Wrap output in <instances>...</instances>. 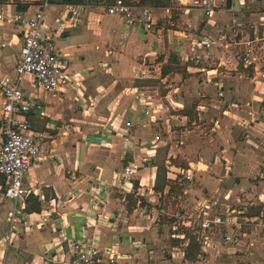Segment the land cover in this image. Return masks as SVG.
I'll list each match as a JSON object with an SVG mask.
<instances>
[{
  "label": "crops",
  "instance_id": "crops-1",
  "mask_svg": "<svg viewBox=\"0 0 264 264\" xmlns=\"http://www.w3.org/2000/svg\"><path fill=\"white\" fill-rule=\"evenodd\" d=\"M49 1L47 24L58 11L55 4H60ZM227 4L226 0L215 4L221 9L216 8L209 22L197 12L201 19L194 24L197 28L191 30L193 33L174 30L177 35H173L171 28L178 27L188 12H169L149 5L157 20L150 32L126 27L118 16L87 11L77 26L53 37L55 46L66 55L70 74L78 73L79 77L72 82L76 87L53 93L59 105L49 103V92L37 88L28 75L21 81L26 95L40 102L48 115L41 119L33 110V126L45 129L46 120L52 126L46 129L49 137L43 143L41 157L24 177L25 187L39 198L41 209L28 213L25 223L16 224L10 241L3 239L8 232L6 210L10 203L2 198L0 190V263L50 264L48 257L66 249L68 241L81 240L104 250L116 247L117 264H264V78H253L233 54L225 55L218 41L208 48L196 46L209 36L215 38L222 23L227 24L229 20L222 18L231 16L222 10ZM6 6L5 21L0 27V41L6 43L0 48V67L13 75L19 59L20 30ZM250 8L254 11H249L247 17L253 23H247L256 25L264 17V0H256ZM121 29L118 48L115 35ZM129 34L136 35L130 42L131 55L121 43ZM170 52L186 63L187 77L179 73L161 76V66ZM191 53L200 56L197 64L185 60ZM263 55L261 51L259 57ZM141 72L145 77H140ZM151 78L164 84L166 103H161ZM65 99L72 102L64 105ZM2 105L0 96V115ZM159 114L161 119L164 115L162 125L167 134L163 140L153 133V120ZM226 118L222 125L221 120ZM163 145L168 146L165 162L179 155L200 167L192 181L197 182L192 190L199 193L193 198L194 208L205 198L213 203L211 212L231 209L225 213L228 222L212 231L214 247L203 253L198 245L192 260L185 258L189 240L183 227L189 216L183 187L177 194L181 199L176 213L182 223L179 228L158 223L161 210L155 205L145 208L137 200L129 211L125 204L129 195L153 201L157 194L161 196L162 192L154 190L153 163ZM130 163L139 168L128 188L120 184L119 178ZM225 164L232 166V206L221 203V210L216 211L218 201L211 198L209 189L223 192L217 181L231 173L225 171ZM168 174L169 171L168 180L182 182L178 173L174 177ZM2 185L0 177V189ZM163 192L165 196L169 194L168 185ZM251 206L260 207V213L248 215ZM246 218L249 223L243 224L238 241L224 243L221 232L235 230L236 224Z\"/></svg>",
  "mask_w": 264,
  "mask_h": 264
},
{
  "label": "built area",
  "instance_id": "built-area-1",
  "mask_svg": "<svg viewBox=\"0 0 264 264\" xmlns=\"http://www.w3.org/2000/svg\"><path fill=\"white\" fill-rule=\"evenodd\" d=\"M31 1L33 0H0V27L5 21V6L13 4V22L20 30L21 40L18 50L19 59L13 68V75L0 67V96L3 100L0 115V177L3 179L4 187L2 198L10 203V207L6 210L8 232L3 235L4 241H10L16 230V224L25 223L29 215L26 211V198L30 192L24 185V177L33 162L41 157L43 143L49 137L46 129L52 126L48 120L44 122L45 129H36L33 126L30 118L33 110L37 111V117L41 119L48 115L40 102L26 95L21 85L23 77L28 75L37 88L55 93H64L73 81H77L79 74H70V64L66 55L55 46L53 37L58 36L66 28L77 26L90 7H101L105 14L121 18L126 27H137L145 32L154 30L157 24L153 7L139 4L134 0L101 1L98 4L88 2L55 4L58 11L51 24H47L45 16L51 6L49 0H35L36 7L30 14H26L28 9L26 11L17 9L18 4H27ZM168 1L167 6L158 8H164L169 12L196 11L205 16L207 22L213 20L216 8L221 9L220 6L215 5L214 0ZM255 2L256 0H237L240 9L254 6ZM222 10L231 13L230 20L218 30L215 38L209 36L196 46L208 48L218 41L217 46L227 51L225 55L233 54L237 63L248 70L253 78L255 76L264 78V70H262L264 55L259 57L260 52L264 51V17H260L256 25L248 24L234 12L233 0H230L227 8ZM5 46L6 43L0 41V48ZM185 60L197 64L200 56L191 53L185 56ZM140 77H145L143 72ZM147 112L148 110L145 111ZM214 124L218 126V120H215ZM138 168L139 165L135 163L126 165L119 178L120 184L131 188L132 176ZM199 168L188 163L187 167L176 166L174 170L181 177L179 181L192 183ZM212 204L205 198L201 199L186 222L199 245V250L203 253H206L208 248L214 247L212 231L218 225L228 222L225 213L231 211L228 208L225 212H211ZM246 223H249L247 218L243 223L236 224L235 230L222 231L221 240L224 243H236L243 232V224ZM48 258L50 264H117L118 262V255L113 248L104 250L94 246L93 243L86 244L81 240L68 241L66 249L62 248Z\"/></svg>",
  "mask_w": 264,
  "mask_h": 264
},
{
  "label": "rangeland",
  "instance_id": "rangeland-1",
  "mask_svg": "<svg viewBox=\"0 0 264 264\" xmlns=\"http://www.w3.org/2000/svg\"><path fill=\"white\" fill-rule=\"evenodd\" d=\"M51 1H59V0H51ZM219 2H220V0H214V3L215 4H219ZM31 3H32V5H30V7L28 8L26 14H30V13H32L34 11V9L36 7L35 5H36L37 1L33 0V1H31ZM6 9H8L10 12L14 13V11H13L14 10L13 4H8L6 6ZM87 11H90V12H93L94 11V12L104 13V9L101 8V7H90V8H88ZM249 11H254V10L252 8H250V9L249 8H243L241 11H239L238 13H236V15L241 20H245L246 19V22L253 23L251 21V19L247 17V16H249V14H248V13H250ZM105 15H107V14H105ZM222 18H223V20L228 21V20H230L231 16L230 15H223ZM200 19H201V17L199 16V14L197 15V12L196 11H190V12H188L186 14H183L182 19H180V21L178 22V27L171 26L172 31H173V35L174 34L177 35L174 32V30H179V31H181V30L182 31L189 30V31H191L193 28H195L194 27V24L196 22H198V20H200ZM259 21L260 20H258L257 23H259ZM120 25L122 27V24L119 23V26ZM223 25L224 24L222 23V26ZM121 30H118L119 32H117V34L115 35L116 36V39L118 41V48H119V44H120V42H119L120 39L119 38L121 37V34L123 33V30L122 31ZM149 35H151V34H149ZM135 38H136V35L135 34H129L127 38H125V39L122 38L121 39L122 49L124 50V48H125V51L126 52L128 51V53L130 55H131V52L133 50L132 47H129L132 44L130 42H131V40H133ZM175 49H178V48L175 47ZM172 51H174V50H172ZM172 53L173 52H170L168 55H170ZM151 79H152L151 84L154 85V86H156V90H157V93H158L157 95L161 99V101H162L161 103L162 104L166 103V101H165V99L163 97L164 92L166 90L164 88V84H162L157 78H151ZM70 86H71V88L72 87L74 88L75 85H72L71 84ZM53 93H55V92H49L48 93L47 101L49 103H53L54 102V103H57L59 105L60 104V101L58 100L57 97L53 96V95H55ZM68 94L73 97V93L71 91H69ZM71 102H72V100H71ZM71 102L69 100L65 99V102H62V103H64V105H68ZM78 102L79 101H77L76 103L78 104ZM158 117H160V119H158ZM161 118H162V115L159 114V115H157L156 120H153L156 123V125L154 126L155 127V131H153V133L158 134L159 135V138L163 140L165 138V135H167V134H165L164 126L162 125V122L164 120V115H163V119H161ZM227 120H228V118H226L225 120L222 119L221 120L222 121V125H225L226 122H227ZM175 134H177V132ZM167 148H168L167 145H163L160 148H158V151H157L156 156H155L154 159H155V162L157 164L164 163V165H165L164 166V169L167 172L168 171L170 172V174H168V175H172L174 177L175 176L174 173H177V172H175V170H173L174 169L173 166H181V167H184V165L182 164V162L183 163H186L187 165H188V162L183 157L177 155L176 157H178V158L172 157V156L169 157V158H171V159L172 158L173 159L176 158L177 159L176 161L178 163L177 162H174L173 159L171 160V163H169V164L166 163L165 160L168 159V158H166ZM224 160H226V158ZM224 169H225L226 172H228V171L230 172L231 171V173H230L229 177L227 176L229 173H226V175L223 178H221V179H219L217 181V184L218 185H221L222 186L221 188L224 189L223 192H221V193H220V191L214 192L213 189H209V192L211 193V198H213L214 200L218 201L216 203L217 206L215 205L217 207V209H215L216 211H220L221 210V209L219 210V205H218V204H221V203L229 204V205L232 206V166L225 164L224 165ZM161 173H162V170H161ZM166 175H167V173H166ZM198 177H201V175L198 176ZM181 183L180 182H177L175 180H173L171 183H169V185L172 187L170 196H169V194H166V196H165L164 192H162V193H160L161 196H159V194L156 195V200H154V201L153 200H150L149 197H143V200H144L143 205H144V207L146 208V206L148 207V205H150V206L155 205L158 209H160L161 210L160 211V214L157 216L158 223L163 224L165 226H169V228L171 226L170 223L171 224H174L178 228L182 224L181 223V219L176 216V213L180 210L179 204L181 202V199H179L178 196H177L178 190L180 191V189L182 187L184 188V191L186 190L185 194H183L182 196L183 197L184 196H188L187 202H185L186 203L185 204L186 205V210L185 211H187V216H190V215L193 214V212H194V207L193 206H194V201H195L193 198L199 196L198 195L199 194L198 192L196 193L195 190H192L193 189L192 188L193 185L194 184L196 185L197 182H195L194 184L191 183L192 184L191 185L190 183H187L184 180H182ZM161 185H162V179H159V181H158V187H160ZM207 187H208V185H207ZM224 193H227V197H225V198L223 197ZM201 194L204 195L202 193V191H201ZM201 194H200V196H202ZM205 195H207V194H205ZM206 197H208V196H206ZM132 198L133 197H130V196L129 197L127 196L125 198V204H126L127 210H129V211L131 210V206H134L135 205L134 202H132ZM148 200L153 201V204H151V202H149ZM190 229L191 228H189L188 226H186V228L183 227L185 236L188 238V240H189V238H191ZM86 244H88V243L86 242ZM93 245H94V243H93ZM94 246H97V245H94ZM110 248H116V247L111 246Z\"/></svg>",
  "mask_w": 264,
  "mask_h": 264
},
{
  "label": "trees",
  "instance_id": "trees-1",
  "mask_svg": "<svg viewBox=\"0 0 264 264\" xmlns=\"http://www.w3.org/2000/svg\"><path fill=\"white\" fill-rule=\"evenodd\" d=\"M101 1H107L110 2L111 0H59L58 3H81V2H88V3H99ZM137 1L139 4H144V5H152V6H157V7H165L168 5V0H135ZM226 3H230V0H226ZM31 3H27V4H18L17 5V9L18 10H23L26 11L28 9V7L30 6ZM171 55V56H170ZM167 62L162 64L160 72H161V76H166L167 74H172V73H179L182 75V77H187V73H186V63L182 62L180 57L178 56V54L176 53H172L170 54ZM162 60V58H161ZM178 158V157H176ZM173 159L174 162H177V159ZM171 158L170 163H171ZM183 160V159H182ZM178 163V162H177ZM184 167H187L186 163H183ZM153 165L156 166V174H155V185H154V190L156 192H163V189L166 185L169 186V194L171 193V189L172 187L169 185V183L172 182V180H168L166 178V173L167 171L164 169V163L162 164H157L156 162L153 163ZM162 170V173H161ZM159 179H162V185L160 187H158V181ZM135 187L137 186L136 183H134ZM1 192H3L4 187L2 185L1 187ZM179 193V190H178ZM132 198V202H134V204L136 203L137 200H140V203H144V200L142 197L140 196H133V195H129ZM142 199V200H141ZM41 209V203L39 198L34 195V194H29L26 198V211L28 213L30 212H39ZM260 213V207L258 206H251L248 208V215H257ZM198 251V244L196 243L194 236L191 235V238H189V243L187 245V248L185 250V258L192 260L195 259V256L197 254Z\"/></svg>",
  "mask_w": 264,
  "mask_h": 264
},
{
  "label": "water",
  "instance_id": "water-1",
  "mask_svg": "<svg viewBox=\"0 0 264 264\" xmlns=\"http://www.w3.org/2000/svg\"><path fill=\"white\" fill-rule=\"evenodd\" d=\"M233 10L235 12H239L240 11V8L238 6L237 0H233Z\"/></svg>",
  "mask_w": 264,
  "mask_h": 264
}]
</instances>
